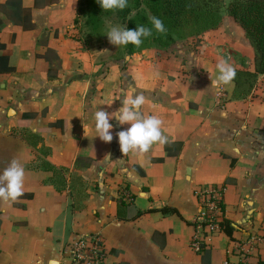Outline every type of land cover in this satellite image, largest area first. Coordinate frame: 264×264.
I'll return each instance as SVG.
<instances>
[{
    "label": "crops",
    "instance_id": "1",
    "mask_svg": "<svg viewBox=\"0 0 264 264\" xmlns=\"http://www.w3.org/2000/svg\"><path fill=\"white\" fill-rule=\"evenodd\" d=\"M21 2L31 10V31L0 11L5 46L0 55L13 69L0 75V170L19 161L25 169L24 195L32 199L0 201V215L6 217L0 225V264L52 259L59 264L63 246L90 233L102 238L110 264H224L234 260L238 243L264 237V74L242 99L232 98L234 84L209 87L220 57L236 71H254L253 49L230 17L223 16L194 47L151 48L123 64H103L72 40L78 0L37 9L34 0ZM45 47L59 59L51 65L58 70L54 80L35 69L36 54ZM130 89L146 97L141 114L162 120L168 143L182 142L177 157H166L159 143L143 155L121 154L116 133L129 125L118 126L114 118L113 140L94 138L95 112L111 114ZM24 113L35 118L22 130L17 122ZM58 121L60 128L44 131ZM108 154L111 161L104 159ZM78 157L90 159V167L74 170ZM41 161L68 170L65 191L51 186L52 173L38 168ZM71 174L82 179L85 198L69 188ZM203 186L224 187L222 219L234 231L232 238L216 232L195 254L189 243L197 232L196 192ZM121 187L133 197L131 208L116 202ZM74 197L78 210L72 208ZM161 208L175 209L179 216L154 211ZM137 210L143 213L133 218ZM250 251V264H264V241Z\"/></svg>",
    "mask_w": 264,
    "mask_h": 264
},
{
    "label": "trees",
    "instance_id": "2",
    "mask_svg": "<svg viewBox=\"0 0 264 264\" xmlns=\"http://www.w3.org/2000/svg\"><path fill=\"white\" fill-rule=\"evenodd\" d=\"M62 0H34V8H43L46 6L59 5ZM84 7L82 17L85 19V24L91 31H101L105 27L104 19H111L112 16H116L122 22V24L129 30H131V20L133 12L142 13L145 24L151 26L150 19L146 16L148 11L151 16H156L164 22L167 29L166 34L156 33L155 37L151 39L152 42L157 44L159 48H172L180 43V40L185 39V34L190 33V37L199 38L208 31L216 30L222 22L221 10L226 7L228 17H230L234 23L243 31L245 39L248 41L254 52V71L249 72L247 70H237L236 76L233 81L234 90L232 94L233 99H242L246 97L254 87L256 78L258 75L264 74V0H229L227 5H224V0H128V5L123 10L116 11H103L97 0H78L77 8L79 6ZM143 6L145 9H143ZM0 11H2L6 17L15 25L20 26L23 31H31L34 29V24L31 19V10L22 7L21 0H6L3 5H0ZM78 9L76 16L72 21L75 25L77 20ZM134 21H132V24ZM2 23L0 22V28ZM54 36H58L57 31H54ZM4 45L0 43V51L4 49ZM152 46L134 48L132 45L124 47V57H129L133 53H139L141 51L150 49ZM125 59V58H124ZM35 69L38 71L43 70L46 72L48 80H54L57 77L58 70L55 67H51L54 62H58V56L56 53L45 47L43 54H36ZM41 62V63H39ZM107 63V62H101ZM13 69L8 65V58L0 55V75L11 72ZM35 118L34 113L22 114L20 120L17 122L18 129L25 130L28 125ZM60 121L49 124L44 131L52 128H60ZM63 131L64 129L61 128ZM26 141H29V137H25ZM37 142V140H36ZM182 142H172L164 144V152L166 157H177L182 150ZM163 159L155 160V162L161 163ZM91 165V160L78 157L74 162V170L87 169ZM38 168L52 173L50 180L51 186L60 193L66 190L68 170L63 167H52L45 161H41ZM134 171L143 175V172L137 167H133ZM69 188L76 191L77 198H85L84 184L82 179L77 174L69 175ZM224 191V187H219ZM124 189L130 194L127 187ZM75 197L72 198V208L78 210L80 207L75 206ZM21 199L31 200L32 195L26 194L20 197ZM131 201L126 202L122 196L116 199L119 206L131 208L133 203V197L130 194ZM220 209L224 213V203L221 199ZM160 212L164 216L177 215L179 213L172 208H161L154 210ZM143 212L136 211L133 218L139 217ZM6 217L0 215L1 221ZM123 220H125L123 218ZM221 231L232 238V232L234 231L230 221L222 219L219 223Z\"/></svg>",
    "mask_w": 264,
    "mask_h": 264
},
{
    "label": "clouds",
    "instance_id": "3",
    "mask_svg": "<svg viewBox=\"0 0 264 264\" xmlns=\"http://www.w3.org/2000/svg\"><path fill=\"white\" fill-rule=\"evenodd\" d=\"M97 3L103 11L123 10L128 5V0H97ZM151 27L139 26L134 30L127 29L124 25L112 27L105 36L109 43L115 47H127L132 45L139 48L145 39L151 37L153 32L166 34L162 19L152 16L150 18ZM128 57H125L127 60ZM236 76V69L225 58L220 57L215 64V76L210 80V86L213 89L224 90L233 84ZM130 95L124 99L120 106L111 114L104 110H97L93 118L94 138H99L104 143H110L113 140V124L110 121L114 118L118 126L129 125L116 133L119 151L123 155L129 153L143 155L150 148L159 143L164 145L168 142L167 136L162 132V120L155 115L143 116L141 107L146 102L143 93H136L129 90ZM111 161L110 154L104 158ZM25 169L23 165L13 159L8 166L0 170V201L14 203L18 198L24 195ZM141 198L146 193H141ZM49 264H58V261L52 259Z\"/></svg>",
    "mask_w": 264,
    "mask_h": 264
},
{
    "label": "built area",
    "instance_id": "4",
    "mask_svg": "<svg viewBox=\"0 0 264 264\" xmlns=\"http://www.w3.org/2000/svg\"><path fill=\"white\" fill-rule=\"evenodd\" d=\"M223 191L216 186H203L196 192L198 201L197 232L190 240V250L200 254L206 242L216 233L221 231L219 223L222 221L223 212L220 201ZM122 196L126 202L131 201L130 194L121 187L118 197ZM264 241L263 236H251L238 243L232 253L234 260H226L224 264H250L253 255L251 249ZM59 264H110L106 261V252L102 238L99 234L90 233L77 236L68 241L60 253Z\"/></svg>",
    "mask_w": 264,
    "mask_h": 264
},
{
    "label": "rangeland",
    "instance_id": "5",
    "mask_svg": "<svg viewBox=\"0 0 264 264\" xmlns=\"http://www.w3.org/2000/svg\"><path fill=\"white\" fill-rule=\"evenodd\" d=\"M228 2L229 0H224L225 3L224 5H227ZM77 9H78V13H77L78 17L76 20L77 24L75 25L72 24V40L74 42L79 43L82 49L89 51L96 62L98 63H101L103 61L107 63L119 62L120 64H123L124 62H127L132 56L136 54L133 53L131 56L128 57L127 60H125L124 47H115L111 45L107 39V36H105L112 27L123 25L118 17L113 15L111 19L105 18L104 19L105 27L103 30L91 31L85 24V19L82 17V12L84 10V7L79 4ZM143 9H145L144 6ZM146 16L149 19L152 17L148 11L146 12ZM223 16H228L225 6L221 10V17L223 18ZM129 20H131L130 21L131 30H134L135 27H139V26L151 27L145 24L142 13L138 14L133 12ZM132 21H134L133 24ZM155 35H157L156 32H153V35L145 39L139 48L148 47L150 45L152 46L151 48L155 50L171 49V48H159L158 46H156L157 44L151 41V39L155 37ZM185 36L186 37L184 40H180V44L182 45L188 44L190 47L191 46L194 47L198 43V38L190 37L189 32L188 34L186 33Z\"/></svg>",
    "mask_w": 264,
    "mask_h": 264
}]
</instances>
